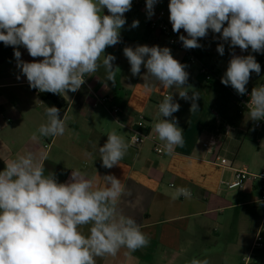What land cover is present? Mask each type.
<instances>
[{"label":"crops","instance_id":"crops-1","mask_svg":"<svg viewBox=\"0 0 264 264\" xmlns=\"http://www.w3.org/2000/svg\"><path fill=\"white\" fill-rule=\"evenodd\" d=\"M168 3L169 0H158L156 9ZM103 14H108L106 8ZM125 17L121 42L105 49V54L116 57L115 84L105 81L101 66L85 78L78 91L61 93L67 108L60 116L66 117L65 133L58 137L40 136L38 129L47 121L45 108L49 106L17 68L13 46L0 42V171L5 168L4 161L33 152L46 154L45 175L53 172L61 183L69 179L72 170H79L87 178L97 172L101 177L113 174L121 179L125 194L119 207L142 226L150 241L134 252L121 248L115 256L96 257V264H190L192 259H206L208 264H264V239L262 246L254 244L259 232L264 237V205L259 202L258 185L253 181L240 189L226 185L238 168L264 171V128L253 126L248 112L239 110L224 84L217 80L207 82L201 72V65L205 64L222 78L233 51L236 55L252 54L261 65V72L251 74L246 85L251 91L264 83V53H254L250 48L243 52L239 47L230 49L220 40V34L209 30L200 39L199 61L191 63L167 37L148 27L154 14L149 17L146 8L132 4ZM166 19L169 21V14ZM133 20L139 21L138 27H131ZM219 43L225 46L222 56L216 50ZM137 45L168 47L172 56L186 65L189 77L185 87L190 89V96L192 90L200 94L198 112L190 111L192 102L181 99L179 89H159L154 80L143 78V66L139 75H132L123 48ZM18 50L24 61L42 59L31 57L23 46ZM145 85L150 90L146 91ZM170 94L180 104L173 116L183 130L185 143L175 149L174 155L164 149L158 154L155 142L162 148L163 142L153 126L158 120L159 103ZM104 97L108 100L99 101ZM98 101L99 105L94 106ZM141 115L143 126L136 123ZM110 131L126 142L137 133L148 134L149 138L137 148L129 146L121 167L108 169L102 166L98 148L107 141ZM210 136L217 139L211 151L203 146ZM86 152L92 155L86 156ZM221 158L227 159L228 164H222ZM177 187L190 189L192 198L174 199ZM88 227L81 229L86 236Z\"/></svg>","mask_w":264,"mask_h":264},{"label":"clouds","instance_id":"clouds-1","mask_svg":"<svg viewBox=\"0 0 264 264\" xmlns=\"http://www.w3.org/2000/svg\"><path fill=\"white\" fill-rule=\"evenodd\" d=\"M157 2L146 0L149 17ZM131 7L132 0H0V42L13 46L17 68L30 88L39 92H76L101 66L105 81L115 84L116 57L105 54V49L121 42L125 13ZM105 8L108 14H103ZM168 9L173 32L183 29L187 34L179 36L186 49L201 48L199 40L211 30L220 34L230 49L264 53V0H169ZM138 25L139 21L133 20L131 27ZM20 46L31 57L42 59L22 60ZM216 50L224 55V43ZM123 54L133 76L139 75L143 66V78L154 80L159 89H179L181 99L191 100L190 111L198 112L200 94L192 90L189 95L186 65L175 59L168 47L125 46ZM260 72L254 55L233 51L221 83L245 95L251 74ZM145 90H150L148 85ZM246 107L250 120H264V84L252 88ZM179 108L172 94L165 95L153 126L168 155L185 143L173 116ZM45 115L47 121L38 129L40 136L64 135L66 117H60V109L46 107ZM135 138L138 140L137 135ZM128 149L129 143L110 131L98 148L102 166L121 167ZM45 159L44 153L28 152L4 161L5 168L0 171V264H96V257L115 256L121 248L134 252L149 244L142 226L119 207L125 194L121 179L113 174L101 177L97 172L87 178L72 170L69 179L61 183L53 172L45 175ZM181 196L191 199L192 192L177 187L173 198ZM83 226H89L87 236L81 231ZM190 264L208 261L192 259Z\"/></svg>","mask_w":264,"mask_h":264},{"label":"built area","instance_id":"built-area-1","mask_svg":"<svg viewBox=\"0 0 264 264\" xmlns=\"http://www.w3.org/2000/svg\"><path fill=\"white\" fill-rule=\"evenodd\" d=\"M132 4H138L142 8H146V0H132ZM169 4V3H168ZM168 4H166L164 7L160 9H156L157 3L154 5V17L151 19L148 23V27L152 30L158 31L161 35L165 36L168 38L170 43L179 51L183 52L185 56L187 57L188 61L191 63H195L199 61L198 58V50L199 48L196 49H186L183 47L182 42L179 40L180 35H187L183 29L180 30L179 33H174L172 30V25L171 23L166 19V16L169 14V9H168ZM200 43V40H199ZM201 72L205 75V79L207 82H212L213 80H217L221 82V78L218 74H215L211 68H209L207 65L202 64L201 65ZM225 86V85H224ZM235 97L237 106L240 111L242 112H248V109L246 107L247 102L250 99V93L251 91H247L245 95H239L237 92L231 87V86H225ZM108 98L104 97L101 98L99 101H107ZM95 102L94 106L99 105L100 102ZM117 111L118 108H115ZM253 126L257 129L264 128V120L260 121H252ZM137 125L143 126L145 121L144 117L141 115L137 119ZM138 136V140L135 138V136ZM147 138H149L148 134H133L128 138V143L129 146L132 148H137L139 145L143 144ZM217 144V139L215 136H210L208 141L203 142V146L211 151L212 147L216 146ZM154 150L158 154H162L163 148L160 144H157L155 142L154 145ZM221 163L222 164H228V160L225 158H221ZM259 175V179H257ZM248 181H253L257 183L260 196H259V202L264 205V171H259V172H252L250 171L247 167H241L235 170V175L234 179L231 182H227L226 185L230 189H240L245 186V184ZM262 228H264V222L262 224ZM263 235L261 232H259L256 235L255 238V246H262L263 245Z\"/></svg>","mask_w":264,"mask_h":264},{"label":"trees","instance_id":"trees-1","mask_svg":"<svg viewBox=\"0 0 264 264\" xmlns=\"http://www.w3.org/2000/svg\"><path fill=\"white\" fill-rule=\"evenodd\" d=\"M43 101L49 106H55L60 109V116H63L65 109L67 108V103L61 94H52V93H40Z\"/></svg>","mask_w":264,"mask_h":264},{"label":"rangeland","instance_id":"rangeland-1","mask_svg":"<svg viewBox=\"0 0 264 264\" xmlns=\"http://www.w3.org/2000/svg\"><path fill=\"white\" fill-rule=\"evenodd\" d=\"M264 84V83H263Z\"/></svg>","mask_w":264,"mask_h":264}]
</instances>
